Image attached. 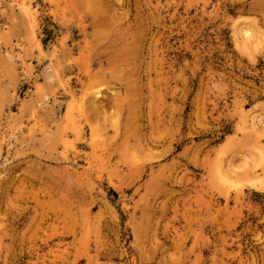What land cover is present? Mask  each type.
I'll return each mask as SVG.
<instances>
[{"label": "rangeland", "instance_id": "1", "mask_svg": "<svg viewBox=\"0 0 264 264\" xmlns=\"http://www.w3.org/2000/svg\"><path fill=\"white\" fill-rule=\"evenodd\" d=\"M0 264H264V0H0Z\"/></svg>", "mask_w": 264, "mask_h": 264}, {"label": "bare ground", "instance_id": "2", "mask_svg": "<svg viewBox=\"0 0 264 264\" xmlns=\"http://www.w3.org/2000/svg\"><path fill=\"white\" fill-rule=\"evenodd\" d=\"M72 5V3H71ZM17 9L20 13H23L25 15H29L32 11V6L28 5V4H24V3H21V4H17ZM73 8V7H72ZM34 32V31H33ZM39 49L41 50V47H40V43L38 45ZM128 115V114H127ZM263 152V151H262ZM103 153V152H102ZM87 157V156H86ZM107 157V156H106ZM103 158V157H102ZM105 159V158H104ZM101 160V159H100ZM137 164V163H136ZM138 165V164H137ZM87 166V165H86ZM136 168V167H135ZM111 170V169H110ZM118 170V169H117ZM98 179V178H97Z\"/></svg>", "mask_w": 264, "mask_h": 264}]
</instances>
